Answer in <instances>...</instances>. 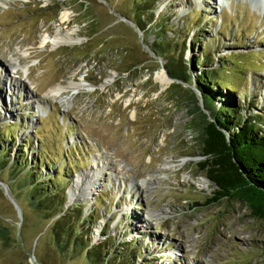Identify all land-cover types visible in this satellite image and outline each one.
I'll use <instances>...</instances> for the list:
<instances>
[{
  "label": "rangeland",
  "instance_id": "rangeland-1",
  "mask_svg": "<svg viewBox=\"0 0 264 264\" xmlns=\"http://www.w3.org/2000/svg\"><path fill=\"white\" fill-rule=\"evenodd\" d=\"M0 1V133L15 134L12 146L0 140V151L8 148V156L0 152V223L11 232L7 244L0 242V264H113L120 251L127 259L122 264H264V219L251 216L240 200L203 205L215 188L196 168L203 160L200 93L183 81L161 87L155 77L166 70L167 56L152 50L157 27L165 23L168 47L180 40L176 50L168 49L171 57L190 72L192 65L216 70L228 57L231 64L216 77L226 74L235 86L238 116L245 119L250 111L256 118L264 112V0H142L144 20L153 3L145 33L125 20L133 0ZM62 10L71 13L62 30L75 29L81 41L40 46ZM204 54L211 63H204ZM9 57H19L28 73L9 71ZM80 76L95 90H79L68 108L43 98ZM218 97L232 99L224 88ZM19 150L28 162L49 153L53 164L40 167L43 175L67 172L58 180L65 206L77 211L72 252L59 249L50 223L29 207L24 192L8 186L16 176L6 168L11 157L20 158ZM98 168L94 185L81 178L75 186ZM81 238L100 244L96 257L85 258Z\"/></svg>",
  "mask_w": 264,
  "mask_h": 264
},
{
  "label": "trees",
  "instance_id": "trees-1",
  "mask_svg": "<svg viewBox=\"0 0 264 264\" xmlns=\"http://www.w3.org/2000/svg\"><path fill=\"white\" fill-rule=\"evenodd\" d=\"M143 3L142 0H133L132 15L126 16V18L145 33L147 22L151 24L154 17L151 14L152 3L151 7H148L149 17L147 20L143 19V12H146ZM164 24L162 23L157 27L158 33L152 50L162 56H167L165 69L171 78L193 84L200 93L203 106L211 118V122H206L200 118L197 123L203 160L197 162L196 168L215 188L213 195L207 198L203 205H212L223 199L240 200L246 204L251 216L264 219V128L261 127L264 126V121L256 120V118H264V112L257 115L256 118L252 116L250 111L245 119L238 116L233 98V93L237 92L235 86L228 81L229 76L226 74L221 78L216 77L219 68L227 70L225 66L227 63L231 64L228 57L219 59L216 70L201 69L197 71L195 65H192L193 72H190L183 61L176 62V57H171L172 53L168 49L176 50L178 43H180L179 36L168 47V41H163L166 37ZM195 60L200 62L199 58H195ZM208 60H210L209 63L212 62L211 56L208 57L207 54H204V63ZM244 67L245 65H240L238 69L243 70ZM196 72L198 73L196 74ZM173 87H180V84L174 83ZM214 87L218 90L215 91ZM222 88L225 89V93L232 95L231 100L222 99L223 101H220L218 94ZM218 101L221 102L219 107L216 106ZM1 139L12 146L15 139L13 130L1 132ZM7 150L6 147L0 151L1 156H8L6 155ZM44 150L41 151L45 153ZM19 153L20 158L18 155L14 159L11 157L12 164L6 168L8 175L14 171L13 176H16L14 184L8 183V186L14 188L12 191L24 192L29 207L47 223H50L49 230H51L59 249L62 252L69 250L72 252L77 242L76 229L73 223L77 211L72 209V205L70 207L65 206L66 190L62 187V181L58 180L59 177L62 180L67 179V172L58 170L54 173L56 174L54 177H50L49 174L43 175L40 172V167L48 169L46 166L51 167L53 164L49 153L46 157H34L30 162L26 161L24 151L19 150ZM61 160L64 161L65 158H61ZM32 161L33 164H31ZM15 198L17 199V197ZM10 233L8 226L0 223V242L7 244ZM79 242L81 245H85V258L91 260L92 257H96L100 244L84 243L82 238ZM135 251L137 254H141L140 250L135 249ZM119 254L121 260L117 259V261H113V264H122V261L127 260L125 252L120 251Z\"/></svg>",
  "mask_w": 264,
  "mask_h": 264
},
{
  "label": "bare ground",
  "instance_id": "bare-ground-1",
  "mask_svg": "<svg viewBox=\"0 0 264 264\" xmlns=\"http://www.w3.org/2000/svg\"><path fill=\"white\" fill-rule=\"evenodd\" d=\"M48 1V0H45ZM3 3L0 1V4ZM71 16V13L68 10H62L58 17V22L54 24L52 34L48 33H42L39 40L40 46H46V44H50L51 49L55 48L62 44H72L75 42L81 41L80 38L75 37L74 33L76 32L75 29H65L62 30L61 24L66 23L69 21ZM24 55V51H22ZM21 53V54H22ZM10 58V59H9ZM9 62L6 65L9 67V71L15 70L17 68H21V70L24 73H28L29 67L26 65H20L19 63V57H9ZM12 59H15L12 61ZM16 61V63H15ZM13 77V76H10ZM156 80L160 83L161 87H165L168 84V78L166 74L161 70L156 73ZM12 79V78H11ZM13 80L16 81V83H19L20 80L13 77ZM79 90H86V91H93L95 90V86L91 85L89 83H86L84 80V77L80 76L78 81L70 80L67 82L66 85L63 84H57L56 86L51 87L47 92L44 93L43 98L48 101H58L66 104L65 108H68L70 105V102L72 101L71 98H73L74 95L79 93ZM68 92V93H65ZM97 164V163H96ZM103 165V164H102ZM100 174V169H96L93 171H90V177L87 175H82L78 177L77 181L75 182V186L78 187L79 183L81 181V178H84L87 180L90 179L92 181L91 185L95 184V180L97 179V176ZM80 192V191H79ZM81 192L88 194L87 188H83Z\"/></svg>",
  "mask_w": 264,
  "mask_h": 264
},
{
  "label": "water",
  "instance_id": "water-1",
  "mask_svg": "<svg viewBox=\"0 0 264 264\" xmlns=\"http://www.w3.org/2000/svg\"><path fill=\"white\" fill-rule=\"evenodd\" d=\"M125 20H127V21H129V19H127L126 17H125ZM149 51V53L151 54V55H153V52L152 51H150V50H148ZM154 56V55H153ZM160 65H161V63H160ZM161 67H162V65H161ZM162 71L166 74V76H167V73H166V70H164V69H162ZM167 78H168V83H170L171 81H176L175 79H173V78H171L170 76L168 77L167 76ZM170 79V80H169ZM173 82H171L172 84H174ZM179 83V82H178ZM162 89V88H161ZM193 89H195L197 92H198V90L193 86ZM193 91V90H192ZM196 94L197 93H195V92H193V95L196 97ZM198 101H199V99H198ZM200 105H197V112H199V116H200V118L202 119V120H205L206 122H211V118H210V116H209V114H208V112L206 111V109L204 108V106H203V103H202V100H201V97H200V103H199ZM2 187H3V192L8 196V198L10 199V201H13V205H14V207H16V209H17V205L15 204V202H14V200H13V198L9 195V193H8V190H7V186H5L4 184H2L1 185Z\"/></svg>",
  "mask_w": 264,
  "mask_h": 264
}]
</instances>
